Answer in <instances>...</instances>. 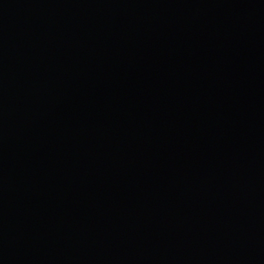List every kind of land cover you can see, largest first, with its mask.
<instances>
[{
  "label": "water",
  "instance_id": "95a60500",
  "mask_svg": "<svg viewBox=\"0 0 264 264\" xmlns=\"http://www.w3.org/2000/svg\"><path fill=\"white\" fill-rule=\"evenodd\" d=\"M0 264H264V0H0Z\"/></svg>",
  "mask_w": 264,
  "mask_h": 264
}]
</instances>
